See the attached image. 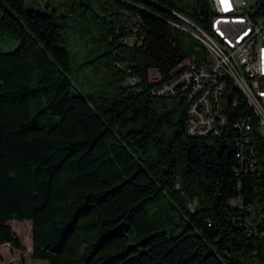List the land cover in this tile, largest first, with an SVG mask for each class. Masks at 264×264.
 I'll use <instances>...</instances> for the list:
<instances>
[{
	"label": "trees",
	"instance_id": "obj_1",
	"mask_svg": "<svg viewBox=\"0 0 264 264\" xmlns=\"http://www.w3.org/2000/svg\"><path fill=\"white\" fill-rule=\"evenodd\" d=\"M64 6L0 0V246L25 251L9 222L30 221L44 264H264V136L246 97L227 94L222 136L192 137L187 100L149 81L207 58L172 23L209 29V1Z\"/></svg>",
	"mask_w": 264,
	"mask_h": 264
},
{
	"label": "built area",
	"instance_id": "obj_2",
	"mask_svg": "<svg viewBox=\"0 0 264 264\" xmlns=\"http://www.w3.org/2000/svg\"><path fill=\"white\" fill-rule=\"evenodd\" d=\"M209 29H201L181 14L176 28L192 35L206 49L207 58L195 54L184 58L164 77L158 70L149 72L155 85L152 93L164 97L181 95L187 100V130L192 137H220L229 124V106H220L223 93H230L229 82L246 85L252 96L258 129L264 136V8L253 15L246 0H214V12ZM138 79H129L134 86ZM231 95V93H230ZM246 132L252 130L248 117L240 123Z\"/></svg>",
	"mask_w": 264,
	"mask_h": 264
},
{
	"label": "rangeland",
	"instance_id": "obj_3",
	"mask_svg": "<svg viewBox=\"0 0 264 264\" xmlns=\"http://www.w3.org/2000/svg\"><path fill=\"white\" fill-rule=\"evenodd\" d=\"M65 0H25L27 11H32L38 15H45L47 12H64ZM248 9L253 15L261 14L264 0H246ZM262 17L257 15L258 23ZM30 221H11L9 225L19 237L25 247V251L11 248L10 245L0 246V264H44L34 260L32 257V226Z\"/></svg>",
	"mask_w": 264,
	"mask_h": 264
},
{
	"label": "bare ground",
	"instance_id": "obj_4",
	"mask_svg": "<svg viewBox=\"0 0 264 264\" xmlns=\"http://www.w3.org/2000/svg\"><path fill=\"white\" fill-rule=\"evenodd\" d=\"M208 1H209L211 12H214V0H208ZM232 88H235L239 92H241L246 97V99L249 102L250 106H252V96H251L249 90L246 88V85H244L242 83H239V82H229V91ZM153 94L156 95V96H159V95H157L155 93H153ZM227 94H229V93H223L221 95V98H220V106L221 107H223V105H224L225 98H226Z\"/></svg>",
	"mask_w": 264,
	"mask_h": 264
},
{
	"label": "crops",
	"instance_id": "obj_5",
	"mask_svg": "<svg viewBox=\"0 0 264 264\" xmlns=\"http://www.w3.org/2000/svg\"><path fill=\"white\" fill-rule=\"evenodd\" d=\"M38 262L44 263V262H42V261H38Z\"/></svg>",
	"mask_w": 264,
	"mask_h": 264
}]
</instances>
